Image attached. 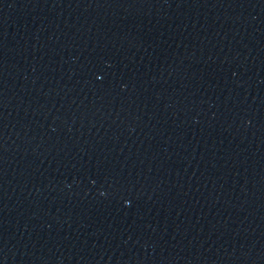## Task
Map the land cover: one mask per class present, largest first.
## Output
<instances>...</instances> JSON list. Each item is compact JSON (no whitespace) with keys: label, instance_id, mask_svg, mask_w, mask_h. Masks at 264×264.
<instances>
[{"label":"water","instance_id":"obj_1","mask_svg":"<svg viewBox=\"0 0 264 264\" xmlns=\"http://www.w3.org/2000/svg\"><path fill=\"white\" fill-rule=\"evenodd\" d=\"M0 264H264V0H0Z\"/></svg>","mask_w":264,"mask_h":264}]
</instances>
